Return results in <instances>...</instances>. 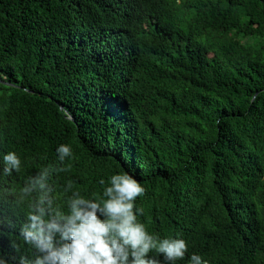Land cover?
Returning a JSON list of instances; mask_svg holds the SVG:
<instances>
[{"label": "trees", "instance_id": "obj_1", "mask_svg": "<svg viewBox=\"0 0 264 264\" xmlns=\"http://www.w3.org/2000/svg\"><path fill=\"white\" fill-rule=\"evenodd\" d=\"M8 151L22 161L0 175L14 264L30 254L20 189L52 166L61 205L68 183L99 198L102 178L134 176L148 231L188 243L176 264H264V0H0Z\"/></svg>", "mask_w": 264, "mask_h": 264}, {"label": "clouds", "instance_id": "obj_2", "mask_svg": "<svg viewBox=\"0 0 264 264\" xmlns=\"http://www.w3.org/2000/svg\"><path fill=\"white\" fill-rule=\"evenodd\" d=\"M56 153L62 163L73 150L70 144L62 143ZM0 160V175L11 176L21 169V157L15 151L3 153ZM59 170L44 167L20 189L18 203L27 199L28 211L18 234L30 254L20 255L15 264H176L185 258V239L150 233L139 219L144 210L137 207L136 199L146 188L134 176L118 172L107 181L102 178L99 183L104 187L99 198L86 197L68 183L61 205L49 192L50 181ZM69 192L71 195H67ZM33 193L38 195L33 197ZM9 227L15 229L16 225L9 223ZM0 264L14 261L0 250ZM189 264L210 261L192 253Z\"/></svg>", "mask_w": 264, "mask_h": 264}]
</instances>
